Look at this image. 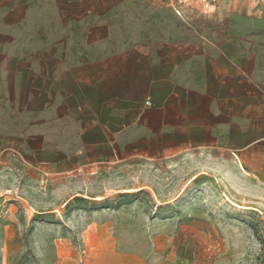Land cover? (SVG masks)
<instances>
[{"label":"crops","instance_id":"obj_1","mask_svg":"<svg viewBox=\"0 0 264 264\" xmlns=\"http://www.w3.org/2000/svg\"><path fill=\"white\" fill-rule=\"evenodd\" d=\"M139 145L264 188V0H0V162L60 176ZM85 264L169 263L106 244Z\"/></svg>","mask_w":264,"mask_h":264},{"label":"rangeland","instance_id":"obj_2","mask_svg":"<svg viewBox=\"0 0 264 264\" xmlns=\"http://www.w3.org/2000/svg\"><path fill=\"white\" fill-rule=\"evenodd\" d=\"M126 151L60 176L0 162V264H85L106 244L169 264H264V188L237 161Z\"/></svg>","mask_w":264,"mask_h":264},{"label":"built area","instance_id":"obj_3","mask_svg":"<svg viewBox=\"0 0 264 264\" xmlns=\"http://www.w3.org/2000/svg\"><path fill=\"white\" fill-rule=\"evenodd\" d=\"M156 1H160V0H156Z\"/></svg>","mask_w":264,"mask_h":264}]
</instances>
